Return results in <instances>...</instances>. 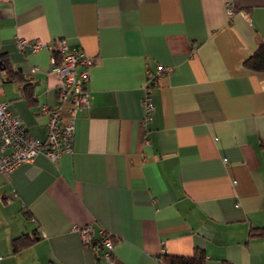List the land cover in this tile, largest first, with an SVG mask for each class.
I'll return each instance as SVG.
<instances>
[{
    "label": "crops",
    "instance_id": "obj_1",
    "mask_svg": "<svg viewBox=\"0 0 264 264\" xmlns=\"http://www.w3.org/2000/svg\"><path fill=\"white\" fill-rule=\"evenodd\" d=\"M61 39L94 59L90 104L71 153L0 173V264H162L197 248L207 264H264V72L243 65L264 0H0V100L40 140ZM157 65L171 70L142 124ZM86 224L113 238L110 262L73 230Z\"/></svg>",
    "mask_w": 264,
    "mask_h": 264
},
{
    "label": "built area",
    "instance_id": "obj_2",
    "mask_svg": "<svg viewBox=\"0 0 264 264\" xmlns=\"http://www.w3.org/2000/svg\"><path fill=\"white\" fill-rule=\"evenodd\" d=\"M233 12V7L228 5V15L232 16ZM16 46L19 50L28 48L31 51L52 48L49 43L40 39L24 37L16 39ZM55 50L52 71L59 77L58 103L55 106L43 105L41 107L42 111L48 114L44 140L31 136L23 127L20 118L8 109L6 102L0 100V150L2 152L0 173H9L21 163L33 161L40 153L55 162L63 154H69L73 150L77 113L81 108L90 104V93L86 84L90 78V68L94 59L82 51H69L63 39L56 42ZM170 70V67L157 65L155 72L144 82L142 124L150 118L153 109L151 100L153 86H156L158 79ZM61 109L64 110L63 114L60 113ZM73 230L79 233L83 245L89 247L95 255L101 257L105 263L111 261L114 241L106 230L99 229L98 236L95 235L90 224L75 225Z\"/></svg>",
    "mask_w": 264,
    "mask_h": 264
},
{
    "label": "trees",
    "instance_id": "obj_3",
    "mask_svg": "<svg viewBox=\"0 0 264 264\" xmlns=\"http://www.w3.org/2000/svg\"><path fill=\"white\" fill-rule=\"evenodd\" d=\"M243 65L250 70L264 72V42H260L244 59ZM261 146L264 147V143H261ZM159 259L162 264H207L204 250L198 248L189 256L162 253Z\"/></svg>",
    "mask_w": 264,
    "mask_h": 264
}]
</instances>
